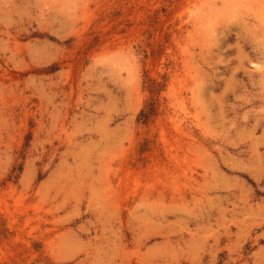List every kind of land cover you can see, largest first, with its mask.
<instances>
[{
  "label": "rangeland",
  "instance_id": "obj_1",
  "mask_svg": "<svg viewBox=\"0 0 264 264\" xmlns=\"http://www.w3.org/2000/svg\"><path fill=\"white\" fill-rule=\"evenodd\" d=\"M0 264H264V0H0Z\"/></svg>",
  "mask_w": 264,
  "mask_h": 264
}]
</instances>
